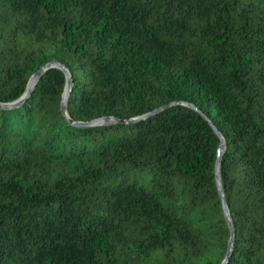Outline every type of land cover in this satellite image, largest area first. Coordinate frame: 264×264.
<instances>
[{"label":"trees","instance_id":"16d2710c","mask_svg":"<svg viewBox=\"0 0 264 264\" xmlns=\"http://www.w3.org/2000/svg\"><path fill=\"white\" fill-rule=\"evenodd\" d=\"M0 264H264V0H0ZM193 105L201 114L181 104Z\"/></svg>","mask_w":264,"mask_h":264},{"label":"water","instance_id":"95a60500","mask_svg":"<svg viewBox=\"0 0 264 264\" xmlns=\"http://www.w3.org/2000/svg\"><path fill=\"white\" fill-rule=\"evenodd\" d=\"M50 69H59L65 75L66 85H65V89H64V93H63V97H62V101H61V112H62V115L68 120V122L70 124H72L76 127H79V128L97 127V126H102V125L106 124L110 120H113V118L107 117V118L92 120L89 122H72L69 119L66 110H67V98H68V94L70 92L72 80H71V75H70L69 71L67 70V68H65L64 65H62L61 63H58V62H50V63L46 64L45 66L41 67L40 69H38L31 76L23 96L12 104H0V108L16 107L20 102H22V100H24L33 91L34 87L36 86L39 79L42 77L43 73L50 70ZM181 105H183L189 109H193L196 113H198L202 116V114L193 105L186 104V103L181 104ZM203 118L205 121H207L209 123L214 134L216 135V137L219 140V145H218V149L216 151V160H215V183H216L217 191H218V194H219L220 200H221L223 216L225 218L226 224H227L229 232H230V238L228 241L227 253H226L223 261L220 263V264H224L227 261V258L231 252L232 240H233V235H234V230H233L232 225H231L228 207H227V204H226V201L224 198V194H223V190H222V187L220 184V178H219V161H220L221 156L225 150V140H224L223 136L217 131L215 126L211 123V121H209L206 117H203Z\"/></svg>","mask_w":264,"mask_h":264}]
</instances>
